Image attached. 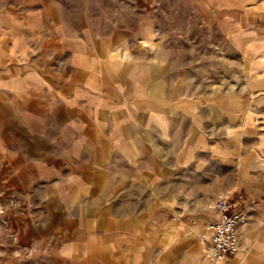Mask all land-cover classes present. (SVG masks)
Returning a JSON list of instances; mask_svg holds the SVG:
<instances>
[{
    "label": "rangeland",
    "instance_id": "374dc122",
    "mask_svg": "<svg viewBox=\"0 0 264 264\" xmlns=\"http://www.w3.org/2000/svg\"><path fill=\"white\" fill-rule=\"evenodd\" d=\"M219 191L264 243V0H0V264L125 254Z\"/></svg>",
    "mask_w": 264,
    "mask_h": 264
},
{
    "label": "crops",
    "instance_id": "0c3cea01",
    "mask_svg": "<svg viewBox=\"0 0 264 264\" xmlns=\"http://www.w3.org/2000/svg\"><path fill=\"white\" fill-rule=\"evenodd\" d=\"M126 67L124 63L121 64L110 60L101 62L98 68L104 77L109 75V68L118 70L119 74L124 76L125 83L128 86H132V82L134 80L137 81L140 77L134 71L125 72ZM151 69L147 70L146 73H152ZM147 92L150 98L148 101L143 100L144 106L149 112H159L160 108L154 101L163 92L160 84L156 87L148 86ZM138 94L142 95V91L139 90ZM99 106L102 107V104L99 103ZM96 111V116L104 115L101 108ZM114 115L115 112H111V117H114ZM100 124L102 127L103 124ZM126 128L128 126L124 122L119 124L114 120L110 125V130L112 131L125 130ZM130 143L128 140L127 144L129 145ZM180 148L181 146L173 148L178 150L177 154L174 153L176 160L183 157L182 149ZM176 166H181V164L179 163ZM203 209L205 210L204 207ZM209 218L210 213L203 211L200 218L192 221L176 220L136 223L138 224L137 230L141 231V233H134L133 237H129L128 253L123 254L118 251V240H116V243L112 241L109 244L111 252H105L106 240L95 238L94 242L89 244L92 246L91 252L70 255L68 259H66V255L61 257L68 261L67 264H209L206 256L207 242L202 239L205 237L204 225ZM245 225H238L240 248L232 259H228L226 264H247L248 262L264 261V243L260 244L254 237H250L248 233L244 232Z\"/></svg>",
    "mask_w": 264,
    "mask_h": 264
},
{
    "label": "built area",
    "instance_id": "2783aa9c",
    "mask_svg": "<svg viewBox=\"0 0 264 264\" xmlns=\"http://www.w3.org/2000/svg\"><path fill=\"white\" fill-rule=\"evenodd\" d=\"M207 209L210 218L205 222L206 256L211 264H225L240 248L238 225L246 221L237 199L228 192H216Z\"/></svg>",
    "mask_w": 264,
    "mask_h": 264
}]
</instances>
